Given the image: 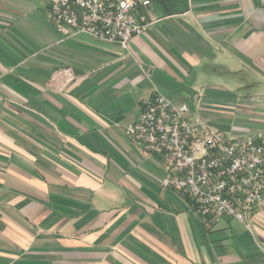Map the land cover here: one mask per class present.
<instances>
[{"label":"crops","instance_id":"obj_1","mask_svg":"<svg viewBox=\"0 0 264 264\" xmlns=\"http://www.w3.org/2000/svg\"><path fill=\"white\" fill-rule=\"evenodd\" d=\"M148 1L125 50L0 0V264H264V206L203 219L125 134L159 92L264 135V0Z\"/></svg>","mask_w":264,"mask_h":264},{"label":"built area","instance_id":"obj_2","mask_svg":"<svg viewBox=\"0 0 264 264\" xmlns=\"http://www.w3.org/2000/svg\"><path fill=\"white\" fill-rule=\"evenodd\" d=\"M148 2L48 0L47 18L67 37L86 35L128 50L148 25L139 12V5ZM125 134L159 157L162 187L178 191L203 219L231 218L250 230V216L264 206L263 134L226 135L204 124L186 102L159 92L141 100L140 113Z\"/></svg>","mask_w":264,"mask_h":264}]
</instances>
